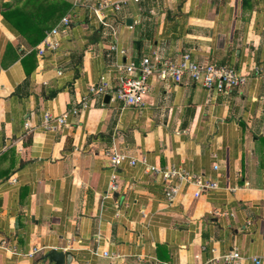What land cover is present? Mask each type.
Masks as SVG:
<instances>
[{"label":"crops","instance_id":"obj_1","mask_svg":"<svg viewBox=\"0 0 264 264\" xmlns=\"http://www.w3.org/2000/svg\"><path fill=\"white\" fill-rule=\"evenodd\" d=\"M60 1L64 15L75 11L71 27L39 57L42 40L31 45L2 13L17 0H0V243L17 253L0 249V264H54L50 251L63 252L64 264H225L219 257L233 249L238 264L262 258L264 84L253 70L264 74V0H109L120 9L100 13L115 38L90 11L100 0L75 9ZM114 41L125 54L108 53ZM182 52L232 66L247 82L225 93L149 77L141 107L87 93L101 77L116 88L115 64ZM85 96L63 126H43L45 112L61 115ZM110 148L135 160L115 170L114 192ZM146 165L218 187L194 198L181 184L169 204L161 175Z\"/></svg>","mask_w":264,"mask_h":264},{"label":"built area","instance_id":"obj_2","mask_svg":"<svg viewBox=\"0 0 264 264\" xmlns=\"http://www.w3.org/2000/svg\"><path fill=\"white\" fill-rule=\"evenodd\" d=\"M138 1V0H133ZM81 0L73 1V9L80 7ZM110 7L114 11L120 9L119 2H112L109 0H100L99 3L90 8L91 13L96 19L105 27L110 30V35L115 38L116 30L114 24L109 22L100 12L102 9ZM75 16V11L72 10L61 17L59 22L53 26L44 35V38L37 47V55L43 56L44 52L55 51L60 44V35L66 33L70 28L71 18ZM108 53L111 51L120 55L125 54V50H118L115 41L109 46ZM120 73L117 78V85L115 89H112L105 77H101L100 81L96 84H90L87 88L88 95L92 97H105L108 96L110 100L118 101L122 106L141 107L144 104L145 96L148 92L147 80L149 77H154L157 81L171 82L179 84L183 79L189 80L191 83L198 84L204 89L215 90L218 92H228L232 89L242 88L248 79V75L240 73L234 67L218 64V63H197L191 60L188 52H182L179 57L160 58L155 56L150 59L148 57H141L138 61H129L124 64L113 65ZM254 73L261 77L264 84V74L260 68H254ZM59 73V72H58ZM87 102V96H85L82 102L79 103V107H73L65 113L58 116H53L50 113L45 112L42 117L43 126L48 128H57L63 126L66 123L69 115H77L80 107H85ZM49 120L55 121V126H51ZM104 156L108 158L113 172L110 175L107 190L109 192L117 191L118 186L116 184L117 175L115 170L123 162L128 160L130 165L135 163L134 159L128 158L125 154L116 152L113 148H110L104 152ZM145 164V160L141 161ZM213 169H217L214 165ZM146 173H158L161 175V179L164 184V196L167 203L171 204L175 201L181 184L187 183L195 188L193 197L197 198L202 193L208 190L217 189L218 185L215 179L204 178L202 175L189 173L183 169L176 167H166L164 169L157 168L155 166L145 167ZM174 179L177 182H174ZM0 249L5 252L17 254L14 247L9 246L5 241L0 243ZM36 250H33L28 256H33ZM95 256L109 257L110 259L118 258L117 255L108 256L107 252L98 253L94 251ZM225 264H238L242 259L241 254L237 249H233L226 254L219 257ZM254 264H261L264 262V256L262 258H252Z\"/></svg>","mask_w":264,"mask_h":264},{"label":"trees","instance_id":"obj_3","mask_svg":"<svg viewBox=\"0 0 264 264\" xmlns=\"http://www.w3.org/2000/svg\"><path fill=\"white\" fill-rule=\"evenodd\" d=\"M68 6L60 0H17L14 5L3 4L2 13L10 25L35 46L59 22Z\"/></svg>","mask_w":264,"mask_h":264},{"label":"water","instance_id":"obj_4","mask_svg":"<svg viewBox=\"0 0 264 264\" xmlns=\"http://www.w3.org/2000/svg\"><path fill=\"white\" fill-rule=\"evenodd\" d=\"M125 24H127V25L132 24V19L126 18ZM108 100H109V97L105 96L104 101L108 102ZM46 258H48V260L50 262H53L54 264H64V253L63 252L50 251L46 255Z\"/></svg>","mask_w":264,"mask_h":264},{"label":"rangeland","instance_id":"obj_5","mask_svg":"<svg viewBox=\"0 0 264 264\" xmlns=\"http://www.w3.org/2000/svg\"><path fill=\"white\" fill-rule=\"evenodd\" d=\"M72 23V22H71ZM71 23H70V27H71ZM70 29V28H69Z\"/></svg>","mask_w":264,"mask_h":264}]
</instances>
